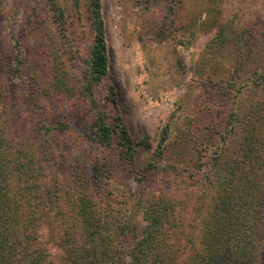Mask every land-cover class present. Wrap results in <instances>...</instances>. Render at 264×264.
Segmentation results:
<instances>
[{
    "label": "trees",
    "instance_id": "16d2710c",
    "mask_svg": "<svg viewBox=\"0 0 264 264\" xmlns=\"http://www.w3.org/2000/svg\"><path fill=\"white\" fill-rule=\"evenodd\" d=\"M152 1L191 59L214 32L198 57L211 67L202 113L179 124L174 108L152 142L120 116L111 124L97 97L107 86L117 103L102 1H19L25 44L0 77V264L264 262V26L223 18L216 0ZM139 149L151 152L149 177L114 187Z\"/></svg>",
    "mask_w": 264,
    "mask_h": 264
},
{
    "label": "rangeland",
    "instance_id": "374dc122",
    "mask_svg": "<svg viewBox=\"0 0 264 264\" xmlns=\"http://www.w3.org/2000/svg\"><path fill=\"white\" fill-rule=\"evenodd\" d=\"M19 1L0 0L2 78L12 73L15 42L25 44L28 25ZM101 1L108 56L107 82L115 89L117 103L110 105L103 99L107 86L100 88L97 97L101 108L110 115V123L113 117L120 116L135 140L147 136L152 142L157 129L166 122L174 108L179 107V124L186 118L201 114L204 109L201 108L202 102L207 96L203 82L211 67L198 57L214 32L199 36L194 43L195 58L191 59L189 52L175 40L183 37L181 33L172 36L165 10L157 1ZM216 1L220 2L223 18L234 15L246 23L264 26V0ZM89 41V38L85 40L80 55L87 53ZM29 99L25 100L26 107L32 102ZM220 102L223 103V99ZM9 108L14 112L13 117H21L22 120L25 114L29 120L33 119L28 110L18 111L13 104ZM91 149L90 146V152ZM61 159L51 158L50 177L53 174L60 180L63 177L66 169ZM152 159L151 152L139 149L134 162L120 167L112 176L113 186L121 185L122 190L128 187L138 189L137 178L149 177L147 168ZM157 175L156 179H159L161 172Z\"/></svg>",
    "mask_w": 264,
    "mask_h": 264
}]
</instances>
